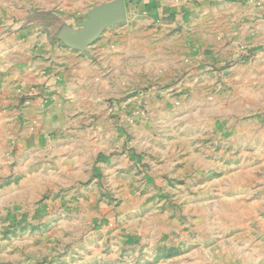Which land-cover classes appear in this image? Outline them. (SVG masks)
<instances>
[{"label":"rangeland","instance_id":"374dc122","mask_svg":"<svg viewBox=\"0 0 264 264\" xmlns=\"http://www.w3.org/2000/svg\"><path fill=\"white\" fill-rule=\"evenodd\" d=\"M67 2L0 0V15ZM187 22L144 40L161 46L144 69L114 63L62 139L26 147L0 124V264H264V55L208 50Z\"/></svg>","mask_w":264,"mask_h":264},{"label":"crops","instance_id":"0c3cea01","mask_svg":"<svg viewBox=\"0 0 264 264\" xmlns=\"http://www.w3.org/2000/svg\"><path fill=\"white\" fill-rule=\"evenodd\" d=\"M29 8L0 15V124L25 136L26 147L92 119L116 79L114 63L144 69L146 47L154 59L161 53L160 43L144 40L171 35L166 24L177 27L180 13L183 29L200 34L208 50L241 42L264 55V0H68L56 19Z\"/></svg>","mask_w":264,"mask_h":264}]
</instances>
